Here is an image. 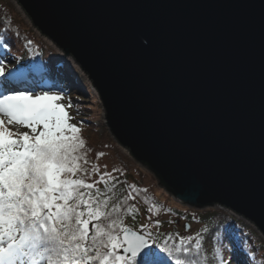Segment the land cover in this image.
Segmentation results:
<instances>
[{"label":"water","instance_id":"1","mask_svg":"<svg viewBox=\"0 0 264 264\" xmlns=\"http://www.w3.org/2000/svg\"><path fill=\"white\" fill-rule=\"evenodd\" d=\"M17 1L168 193L264 234V0Z\"/></svg>","mask_w":264,"mask_h":264},{"label":"snow or ice","instance_id":"2","mask_svg":"<svg viewBox=\"0 0 264 264\" xmlns=\"http://www.w3.org/2000/svg\"><path fill=\"white\" fill-rule=\"evenodd\" d=\"M31 71L0 59V264H201L199 239L169 244L147 225L134 231L100 188L93 194V183L74 178L87 162L81 129L70 122L75 105L70 96L62 102L63 87L37 92ZM216 258L225 264L219 249Z\"/></svg>","mask_w":264,"mask_h":264},{"label":"trees","instance_id":"3","mask_svg":"<svg viewBox=\"0 0 264 264\" xmlns=\"http://www.w3.org/2000/svg\"><path fill=\"white\" fill-rule=\"evenodd\" d=\"M12 8L14 7H12L8 0H0V19L3 18V20L0 21V59L13 61L18 59L21 63L31 67L33 71L29 73L28 79L30 81L33 80V82L35 81L48 87L54 85V83L63 87V85L66 84L65 82L68 81L70 82L68 87H72V81L69 80L70 78L75 83L78 82V77L74 78L71 74L74 73L75 70L70 67V64L67 61L64 62V60H61L56 52L50 49L39 35H36L32 28L24 26L22 20L18 17L16 12L12 10ZM29 41H31V43H29ZM5 44L8 45V47H5ZM13 57H15V59H13ZM65 78H68V80ZM30 87H32V85H30ZM72 102L77 106L80 105L74 100H72ZM72 117L77 120V122L74 121V123L77 124L83 132L82 137H84L83 139L85 140V147L82 150L81 155L84 158L86 153L91 152L92 154L98 155L106 153V149H108L107 151L110 149H116L112 137L109 133H107V130L106 134L104 130L100 133L99 137L103 136L104 139L103 141H99V127L91 123H86L87 120L85 118H81L78 113L74 112ZM81 121H83V123H81ZM88 128L91 129L92 135L94 136H91V144H89V146L88 137L85 135ZM80 163L87 171L89 168V162L85 163L84 160H81ZM116 164L118 165V163ZM86 171L82 172L79 177H81L82 174H86ZM105 180L107 183L103 181V183L98 186L101 192L106 194L105 197L101 198H109V209L113 206H119L121 208L120 215L124 219L126 226L129 225L136 230H140L139 226L144 225L140 223L142 216L140 212L142 208L143 210L148 211L150 217L152 218V215L156 212V210L154 212H150V207L155 206L158 209L162 208L165 204L169 206V210L171 212L180 214L185 218L192 217V219L198 220L199 217H201L199 215L205 214L208 216L203 219H207L209 221L210 229H220L221 233L219 234L221 236L219 237L220 241L218 247L221 250H228V245L226 244L228 233L230 232L231 235V232H235L237 234L235 237L239 241L242 248H245L244 250L250 252L254 257V264H263L262 259L260 260V256H262L261 250L264 247L263 240L261 241L259 239L260 236L258 237L257 234L252 231L251 226L243 219L230 215L223 208H219L217 210L215 209L213 211L210 210V212H204L203 214V212L193 210L189 206L182 205L178 201L173 200L166 192L160 194L152 187L138 186L137 183L135 184L134 180H129L127 174L118 170H116L113 176ZM95 188L92 190L93 194H95ZM169 202L175 203L177 207L171 206ZM151 222H153V220H151ZM89 227L91 228V225ZM157 236L159 237H154H156L161 243L165 240L169 244H179L180 242L177 235L172 232ZM200 237L202 238V236ZM198 238V236L194 238L195 242ZM195 242L190 241L189 243L194 244ZM200 242L201 252L203 249L202 240ZM249 245L252 247V252ZM197 259L200 260L199 257H197ZM42 263L45 264V262Z\"/></svg>","mask_w":264,"mask_h":264},{"label":"rangeland","instance_id":"4","mask_svg":"<svg viewBox=\"0 0 264 264\" xmlns=\"http://www.w3.org/2000/svg\"><path fill=\"white\" fill-rule=\"evenodd\" d=\"M10 4L12 5V10L16 12L18 17L22 20V23L24 26H28L33 29V31L36 33V35H39L43 42L48 45V47L56 52V54L59 56L61 60L67 61L70 64V67H72L75 71L74 73H71L74 78L78 79V82H74L71 78L69 80L72 81V87H68V84L70 82L66 81L65 85H63V88L67 90V95L65 99L62 101L63 103H68V97L72 95V100L78 102L80 105H76L73 108L68 109L71 116H73V113H78L81 118H85L87 120L86 123L93 124L99 127L98 129V137L100 136V133L102 131L106 130L107 133L110 134L112 137V140L114 142V145L116 147L115 150H109L106 149V153L101 154H92L86 153L85 158L86 161L89 162V168L86 171V174H82L81 179H84L85 183H93L95 187H98L103 181L100 180V177L104 173H109L105 179H108L109 177L113 176L116 170L121 171L125 174H127L129 180H134L135 184L137 183L138 186L142 187H152L156 192L163 194V192H166L167 194L172 197L173 200L178 201L182 205H187L193 210H198L200 212H210V210H217L219 208H223L227 213L230 215H233L237 218L243 219L241 216H238L231 211L227 210L225 207H221L218 204L215 205H208L204 207H196L191 206L188 204H184L181 201L177 200L175 196L168 193L163 186V184L158 182V177L155 175L154 172H152L148 166L142 164L141 162L137 161L135 157L132 155V153L124 146L120 145L117 140L112 136L111 132L109 131V128L105 121V110L103 107V103L100 97V94L98 90L93 85L90 77L88 74L84 71L80 63H78L72 55H65L62 48H60L56 43H54L50 38H48L46 35L41 34L39 30L32 24L30 18L22 8V6L18 3L17 0H8ZM3 18L0 19L2 21ZM7 60V59H6ZM8 64H14L15 61L13 60H7ZM68 80V78H65ZM33 81V80H32ZM35 82V81H34ZM36 91H58L60 86L57 83H54L52 86H44L38 82H35ZM78 89V90H77ZM79 98V99H78ZM89 107V108H87ZM6 119V118H5ZM77 122L76 119H72L70 122L74 123ZM12 128L15 132H24V131H30L28 128L23 126H9ZM80 128V127H79ZM81 129V128H80ZM86 136L88 137L89 144H91V136L92 131L90 128L87 129L85 132ZM94 134V133H93ZM81 138L83 139V132L81 129ZM95 135V134H94ZM94 137V136H93ZM92 137V139H93ZM103 136L99 137V141H103ZM91 146V145H90ZM118 163V165L116 164ZM96 169L93 171V169ZM125 168V169H124ZM77 178V177H74ZM98 182V183H97ZM94 187V188H95ZM171 206H176L175 203L169 202ZM156 210V212H154ZM150 212H154L152 215V218L149 215V212L146 210H141L140 214L141 219L140 223L147 225V231H150L153 236L159 237L157 235H163L169 232H172L173 234L177 235V238L180 240L181 237H192V242H195V237L198 236L199 240H202V251L200 252L199 259L201 260V264H219V260L216 258V250L219 249L221 255L224 258L225 264L230 261V264H254V257L251 255L250 252L245 251L242 246L240 245L239 241L235 237L237 234L234 232L228 233L227 237V245L228 250H221L219 246V237L221 236L219 233L220 229H210L209 221L206 218L208 215H199V219H192L191 218H185L181 216L180 214H177L175 212H171L169 210V206L167 204L163 205L162 208H156L150 207ZM202 214V213H201ZM153 220V222H151ZM159 220L161 223L159 225L156 224V221ZM248 225L251 226V229L259 239L264 242V234L259 228H257L256 225H253L251 222L246 221L243 219ZM188 227V228H187ZM212 230V231H211ZM202 232V235H201ZM156 233V234H154ZM227 234V233H226ZM202 236V238L200 237ZM225 243V242H224ZM225 245V244H224ZM249 248L252 252V247L249 245ZM264 248V247H263ZM261 250L262 256H260V260L262 259V263L264 264V250ZM225 252V253H224ZM256 258V257H255ZM259 260V261H260ZM41 264H44L41 262Z\"/></svg>","mask_w":264,"mask_h":264}]
</instances>
